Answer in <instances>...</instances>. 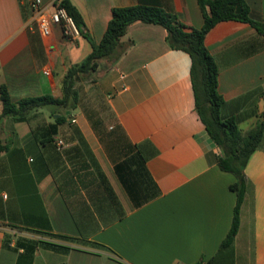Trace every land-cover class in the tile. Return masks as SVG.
<instances>
[{"label":"crops","instance_id":"0c3cea01","mask_svg":"<svg viewBox=\"0 0 264 264\" xmlns=\"http://www.w3.org/2000/svg\"><path fill=\"white\" fill-rule=\"evenodd\" d=\"M31 1L0 0V87L13 101L61 99L68 69L92 46L82 34L66 40L59 26L42 37ZM68 1L96 43L114 8L159 7L188 30L204 25L198 0ZM248 5L264 23V0ZM166 37L161 26L132 24L123 56L78 78L79 103L56 134L50 126L63 108L0 120V264H264V142L245 168L238 233L222 247L236 178L219 168L221 150L196 112L191 58ZM205 44L219 69L222 115L252 130L264 119V37L224 21Z\"/></svg>","mask_w":264,"mask_h":264},{"label":"trees","instance_id":"16d2710c","mask_svg":"<svg viewBox=\"0 0 264 264\" xmlns=\"http://www.w3.org/2000/svg\"><path fill=\"white\" fill-rule=\"evenodd\" d=\"M198 3L204 25L201 29L190 30L176 16L159 7L137 5L114 8L102 40L96 43L84 32L85 23L76 7L70 1L63 0L62 6L73 17L81 34L90 42L91 53L82 62L68 69L63 81L61 99L47 95L13 101L7 86L2 85L0 97L3 112L0 120L10 117L16 121H25L34 110L63 108L62 113L55 112L59 116L50 126L51 134H56L58 126L66 122L72 109L79 103V91L76 88L78 78H86L95 73L102 60L115 64L128 48L122 43V38L132 24L142 22L165 28L168 46L186 52L191 58L190 73L196 112L210 138L221 150L218 166L222 171L231 173L236 178V182L230 186V190L237 196L234 218L231 229L222 243V247H228L234 242L240 226V209L246 194V165L250 156L264 142V119L252 130L244 132L240 129L236 118H225L222 115L225 100L218 90L219 69L206 47L205 39L212 28L224 21L250 24L264 37V23L251 18L248 0H198ZM0 149L3 150L1 147Z\"/></svg>","mask_w":264,"mask_h":264},{"label":"built area","instance_id":"2783aa9c","mask_svg":"<svg viewBox=\"0 0 264 264\" xmlns=\"http://www.w3.org/2000/svg\"><path fill=\"white\" fill-rule=\"evenodd\" d=\"M61 0H56L50 7L43 5L42 0H33L30 3L31 26L35 27L40 35L49 38L52 35L53 28L59 26L66 40L72 41L80 37L81 32L77 27L73 17L62 6ZM48 74V71H45ZM64 143L58 140L56 148L61 151ZM2 224L0 223V229Z\"/></svg>","mask_w":264,"mask_h":264},{"label":"rangeland","instance_id":"374dc122","mask_svg":"<svg viewBox=\"0 0 264 264\" xmlns=\"http://www.w3.org/2000/svg\"><path fill=\"white\" fill-rule=\"evenodd\" d=\"M109 65H110V61H106L104 64H100L99 70L97 72H95V76H99L100 74H102V72H104ZM250 126H251V123L250 122L249 123H242L240 125V127L242 129L250 128Z\"/></svg>","mask_w":264,"mask_h":264}]
</instances>
